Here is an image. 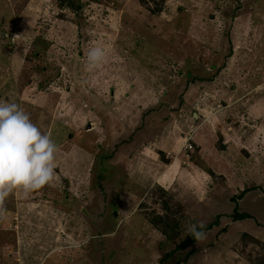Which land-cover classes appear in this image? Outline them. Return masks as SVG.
<instances>
[{
	"label": "rangeland",
	"instance_id": "rangeland-1",
	"mask_svg": "<svg viewBox=\"0 0 264 264\" xmlns=\"http://www.w3.org/2000/svg\"><path fill=\"white\" fill-rule=\"evenodd\" d=\"M260 96L264 0H0V101L57 145L54 180L0 206V264H264V120L226 114L211 152L188 134ZM170 160L207 177L164 191Z\"/></svg>",
	"mask_w": 264,
	"mask_h": 264
},
{
	"label": "clouds",
	"instance_id": "clouds-1",
	"mask_svg": "<svg viewBox=\"0 0 264 264\" xmlns=\"http://www.w3.org/2000/svg\"><path fill=\"white\" fill-rule=\"evenodd\" d=\"M105 50L93 47L87 53V70L100 67ZM187 144L186 148L189 151ZM57 145L50 135L31 121L28 113L15 102L0 101V206L13 190L25 195L43 188L54 180ZM203 221L189 224L186 232L201 241L206 234L199 229Z\"/></svg>",
	"mask_w": 264,
	"mask_h": 264
},
{
	"label": "crops",
	"instance_id": "crops-1",
	"mask_svg": "<svg viewBox=\"0 0 264 264\" xmlns=\"http://www.w3.org/2000/svg\"><path fill=\"white\" fill-rule=\"evenodd\" d=\"M243 98H241L239 101H241ZM254 102V103H252ZM258 102H263L264 103V96H260L258 97L255 101L252 100L249 104H247L246 107H243L241 110V112L239 113V115H237L236 113L231 112L230 110L228 111L227 109L230 107L227 104H221L219 105V107H217L215 109V111H212V113L210 115H208L206 118H204L203 120H201V122L199 123V127H196L194 130V133L189 132V136H191L192 138H194V142L196 143V147L198 148V146H200V150H202L203 152H205L206 148L212 149V146H214L215 144V138L219 135L223 140H229V139H234L233 135L230 136L229 132H227V129L225 128V126L227 125L226 120L224 118V116L226 114H232L234 116L238 117V121L241 123H249L251 124L253 127L256 126V124L261 123L264 120V109H260V111L258 112V114L256 115H252L251 114V109H254L253 111H256L257 108V103ZM212 107L214 106L213 103L210 104ZM206 107V106H205ZM251 107H255V108H251ZM209 108V107H206ZM239 109V108H238ZM195 116V114H193ZM228 118V116H227ZM255 124V125H254ZM166 124H163L162 128L165 126ZM248 125V124H247ZM213 126H215V128L213 129ZM230 126V125H229ZM232 129V126H230ZM161 128V129H162ZM171 128L175 131V126L172 124ZM167 133V130H163V138L165 137V134ZM174 135L176 136L173 139V134H172V147H175V144L178 142L180 136L182 135L177 133V131L174 132ZM209 144V145H208ZM171 151V150H170ZM168 151L167 154L170 152ZM190 151V150H189ZM153 152V154L156 152L151 150V153ZM187 148H185V153H187ZM202 152V154H203ZM145 153V152H143ZM159 153V152H157ZM161 153V152H160ZM165 154V153H164ZM145 157V156H144ZM147 158V157H146ZM149 161H152L154 163H156L157 161H153L152 159L147 158ZM180 159H184V160H188V158L185 156V154H183V157H181ZM171 160L169 161L168 164L164 165V168L162 169V173L155 175L153 183H155L156 185L163 187L162 185L164 184H160L159 181L157 180V176L161 175V178L163 176H165L166 179V183L165 186H167V188H170L171 186H175V179L177 178V181L179 180V178L185 179V180H190V178H194L195 175L200 176L201 181L204 179V177H207L206 174H200V171L196 168V165H192L190 166V164L187 166L184 165V167L182 166V168H178L173 169L170 168L171 164H170ZM190 162H187V164ZM179 165V164H178ZM154 168V165L152 166ZM173 169V170H171ZM152 176V173H151ZM176 176V177H175ZM202 176V177H201ZM175 177V178H174ZM206 181L208 182V178H206ZM154 184V185H155ZM153 185V186H154ZM167 191V190H166Z\"/></svg>",
	"mask_w": 264,
	"mask_h": 264
},
{
	"label": "trees",
	"instance_id": "trees-1",
	"mask_svg": "<svg viewBox=\"0 0 264 264\" xmlns=\"http://www.w3.org/2000/svg\"><path fill=\"white\" fill-rule=\"evenodd\" d=\"M160 187V186H159ZM163 188V187H162ZM164 189V188H163ZM102 191H104V189L102 188ZM164 191H166L165 189H164ZM242 194H243V192H242ZM105 195H103L102 197H104ZM234 216H236L237 218H239V219H250L251 217L248 215V214H237V212L235 211V213H234ZM215 226L217 225V222L214 224ZM214 225H211V227H213ZM210 226H208V227H206V228H203V229H199V230H205V229H210L211 228ZM196 240L192 237V236H190V238H189V240L187 241V242H185L184 244H179L178 246H177V248L176 249H178V250H183V249H185L186 247H188L191 243H193V242H195Z\"/></svg>",
	"mask_w": 264,
	"mask_h": 264
},
{
	"label": "built area",
	"instance_id": "built-area-1",
	"mask_svg": "<svg viewBox=\"0 0 264 264\" xmlns=\"http://www.w3.org/2000/svg\"><path fill=\"white\" fill-rule=\"evenodd\" d=\"M190 148V146H188Z\"/></svg>",
	"mask_w": 264,
	"mask_h": 264
}]
</instances>
